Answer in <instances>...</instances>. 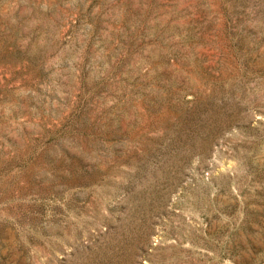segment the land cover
Returning a JSON list of instances; mask_svg holds the SVG:
<instances>
[{
	"label": "rangeland",
	"instance_id": "rangeland-1",
	"mask_svg": "<svg viewBox=\"0 0 264 264\" xmlns=\"http://www.w3.org/2000/svg\"><path fill=\"white\" fill-rule=\"evenodd\" d=\"M0 264H264V0H0Z\"/></svg>",
	"mask_w": 264,
	"mask_h": 264
}]
</instances>
